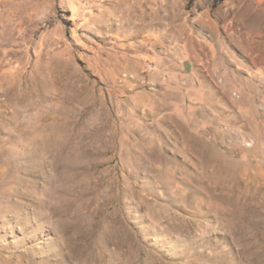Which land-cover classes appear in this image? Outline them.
I'll return each instance as SVG.
<instances>
[{
  "label": "rangeland",
  "instance_id": "rangeland-1",
  "mask_svg": "<svg viewBox=\"0 0 264 264\" xmlns=\"http://www.w3.org/2000/svg\"><path fill=\"white\" fill-rule=\"evenodd\" d=\"M263 197L264 0H0V264H264Z\"/></svg>",
  "mask_w": 264,
  "mask_h": 264
},
{
  "label": "bare ground",
  "instance_id": "bare-ground-1",
  "mask_svg": "<svg viewBox=\"0 0 264 264\" xmlns=\"http://www.w3.org/2000/svg\"><path fill=\"white\" fill-rule=\"evenodd\" d=\"M125 11V10H124ZM123 11V12H124ZM117 16V15H116ZM118 17H120V18H125L124 17V14H121L120 13V15L118 16ZM110 18L112 19L113 18V16H110ZM218 181V180H217ZM219 183H223V184H226L225 182H220V181H218ZM250 182H251V185L253 184V187L254 186H256V185H258L257 184V179H255V178H252L251 177V179H250ZM215 185V184H214ZM241 186H239L241 189H242V191H245L246 190V188H248V185H246V186H242V184H240ZM219 186H222V187H224V185H219ZM214 187H216V186H214ZM262 187V186H261ZM208 188V187H207ZM218 188V187H217ZM230 188H232L233 189V187H230ZM200 189V188H199ZM224 189V188H223ZM254 189V188H253ZM234 190V189H233ZM240 190V189H239ZM212 191V190H211ZM251 191H252V189H251ZM246 192V191H245ZM244 193V192H243ZM254 193V192H253ZM245 194V193H244ZM250 195H251V192H250ZM238 197V196H237ZM233 198V197H232ZM236 198V197H235ZM250 198V197H249ZM264 198V197H263ZM225 199H227V198H225ZM241 199H242V197H241ZM248 198H246V200H247ZM232 200V199H231ZM230 200V201H231ZM236 200V199H235ZM243 200V199H242ZM245 201V200H244ZM233 203V202H232ZM232 203H230V204H232ZM237 203V202H236ZM239 203H241V200H240V202ZM226 204V203H225ZM227 205H228V203H227ZM232 205H235V207L237 206L236 204H232ZM241 205V204H240ZM243 206H244V204H243ZM234 207V208H235ZM238 209V208H237ZM236 209V210H237ZM244 209V208H243ZM235 210V209H234ZM236 212V211H235ZM236 213H239V211L238 212H236ZM231 215V214H230ZM229 215V216H230ZM236 218V217H235ZM239 218V217H238ZM231 219V218H230ZM232 220H233V218H232ZM60 235H61V237H64L65 235L62 233V231H60ZM56 240V239H55ZM58 244V249H57V254L59 255L60 254V257L59 258H56V259H54L53 260V263H51V262H49L50 264H58V263H60V262H64V261H62V259H63V257H64V255H66L68 252H67V248L69 247L70 248V246H68L67 245V243L66 242H60V243H57ZM76 248V247H75ZM72 249V248H71ZM74 249V248H73ZM75 251V250H74ZM52 253V252H51ZM54 253V252H53ZM55 254V253H54ZM68 255V254H67ZM51 256V255H50ZM56 256V255H55ZM51 258V257H50ZM88 260V259H87ZM86 261V260H85ZM84 261V262H85ZM71 262L72 263H74V262H76V258H72V260H71ZM95 262V261H94ZM79 264V263H78ZM81 264H94V263H92L91 261L90 262H88V263H81Z\"/></svg>",
  "mask_w": 264,
  "mask_h": 264
}]
</instances>
